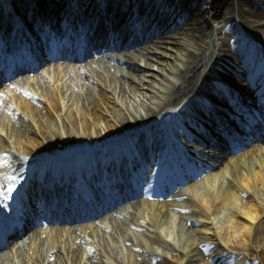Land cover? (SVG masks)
Returning <instances> with one entry per match:
<instances>
[{"label":"bare ground","instance_id":"obj_1","mask_svg":"<svg viewBox=\"0 0 264 264\" xmlns=\"http://www.w3.org/2000/svg\"><path fill=\"white\" fill-rule=\"evenodd\" d=\"M129 1L5 0L18 15L21 14L18 11L24 9L34 20L43 5H46L44 10L50 6L49 15L57 19L55 25L59 29L64 16L67 22L74 19L86 25L92 13L94 28L88 33L86 45L92 48L94 43L95 48L104 47L95 57L73 56L71 63L54 72L51 79L45 75L56 70L55 63L44 66L45 74H41V79L36 75L32 81L22 77L21 82H12L13 98L5 101V108H0V186L4 178L21 176L18 184L25 182L22 194L28 196L23 200L25 205L36 200L30 193L34 188H47L50 206L55 210L66 204L64 208L70 212L74 186L65 183L60 186V179L71 176L74 170L66 169L64 162L74 160L86 164V171L103 179L105 170L115 162L114 148L127 144L153 152L165 137L167 123H163L160 115L167 112L180 115L182 108L194 107L201 100L208 110L210 97L204 92L217 88L220 98L226 90L219 80L233 87L237 95H243V89H250V82L264 90V54L247 38L233 39L228 34V31L238 34V19L252 22L246 24L251 27L264 23L263 11L256 1L243 0L235 4L230 0H195L190 6L187 4L190 0H137V7ZM3 2L0 0V7ZM57 3L62 4L56 7ZM147 3L150 7L145 6ZM170 11L178 17L175 25ZM110 12L112 16L108 17ZM158 15V22L153 25ZM130 22L137 24L138 35L126 42L118 36L131 35L127 32ZM228 40L236 42L235 51L242 65V71L237 74L239 79L234 82L220 75L208 85L203 76L208 75L212 66L227 67V63L233 62L224 51L223 44ZM132 43L136 45L131 46ZM56 64L63 65L62 62ZM22 86L29 91L23 95L15 93ZM251 96L244 98L251 99ZM62 99L65 100L63 107ZM242 104L243 101L240 107ZM179 105L181 108H176ZM222 107L229 106L221 102L219 108ZM184 144L187 149L192 147L188 142ZM261 147L255 142L239 155H230L220 163L222 172L201 178L198 184L180 186L167 202L154 198L139 200L138 205H130L128 216H114L70 238L61 237L73 229L63 232L53 228L58 230L55 237L59 238L50 242H29L20 248L16 257L0 256V264H232L236 253L222 246L219 238L231 229H248L264 217V152L256 156ZM204 152L212 150L204 149ZM55 162H61L59 167H53ZM52 178L57 182L52 183ZM84 184L81 182L82 188ZM129 184L133 190L132 181ZM119 186L128 187L124 183ZM58 191L60 195H54ZM163 202L166 204L160 206ZM171 210L176 212L172 214ZM218 213L222 215L215 217ZM168 219L183 233L172 237L173 228L168 226ZM227 220L228 226H218L217 221ZM205 221L213 227L209 233L197 226ZM163 227L165 232L161 231ZM39 230L43 237H52L53 231ZM260 233L264 230L255 231L256 236ZM243 236L248 237L245 232ZM155 242L161 246L160 251L149 247ZM231 248L242 249L237 244Z\"/></svg>","mask_w":264,"mask_h":264},{"label":"rangeland","instance_id":"obj_2","mask_svg":"<svg viewBox=\"0 0 264 264\" xmlns=\"http://www.w3.org/2000/svg\"><path fill=\"white\" fill-rule=\"evenodd\" d=\"M136 1L137 0H130L129 3H135L137 5ZM194 1L195 0H190L187 2V4L190 6L192 4V6H193L194 4L192 2H194ZM231 1L234 2L235 4L236 3L238 4V3L242 2L243 0H230V2ZM254 1H256L257 4L262 5V7L264 8V0H254ZM148 4L149 3L145 4V6H148ZM149 6H150V4H149ZM137 9L138 8H136V11H137ZM169 13L171 14L172 17H175V13H172L171 11ZM261 19L264 21V11H263V16ZM177 20H178V17H175L174 25H175ZM243 23H244L243 19L242 20L238 19L237 24H238V27L240 29L242 28V30H243L242 34H244V37L248 38L249 40H255V39L259 40V42L261 44L260 50L262 51V53H264V27H263L264 24H262L263 28H246ZM240 33H241V31L239 32V34ZM228 34L231 37H235V35H233L231 33V31H228ZM242 34H240V35L242 36ZM220 45H221V43H220ZM223 45H224V51L229 54V56H230L231 60L234 62V64H236V65H238V67H240L241 66L239 63L240 57L233 50V44L230 42V40L226 41V44H223ZM140 65L142 66V63H140ZM231 66H234V65H231ZM54 67L57 69L60 68L59 66H57V64ZM54 72H56V70L51 71V74H49L50 79L52 78V75H54ZM32 74L33 73L29 74V78L31 81L36 78L35 76L37 75V73L35 74L34 77H31ZM27 76L28 75L25 74V75L18 76V77L14 78L10 81H7V82L1 81V83H0V108H2V107L5 108L4 107L5 101L10 99V98L11 99L13 98L12 93L14 91V88H11V86H13L12 82H14V83L17 81L21 82L22 77H27ZM38 79H40V77ZM203 79H205V77H203ZM19 84H21V83H19ZM25 86H22V89H20L19 91H18V89H16L15 93H17L18 95H23V94H25V91L28 92L29 90ZM253 86L255 87L257 85L253 84ZM80 89H81V87H79V90ZM257 92L258 91H256V93ZM263 92H260V93L263 94ZM259 97L262 100L264 99V95L260 96V94H258V98ZM36 102L38 103L39 100H36ZM60 102H61V105L63 107L65 105V100L62 99V100H60ZM0 138H2L1 135H0ZM60 163L61 162H58L57 164H60ZM64 164H68V165L70 164V165H73L74 167H78L76 165L77 163H73L72 161H71V163L64 162ZM14 180H15V178H12V177L11 178H5L4 183L7 182L8 187H6L4 189L10 188L11 184L9 182L12 183V181H14ZM171 212L173 214L176 211L171 210ZM220 214L221 213H218L214 216L220 217L222 215V214L221 215ZM214 216L211 217V219H214ZM171 222H172V220L168 219V226L173 228V233H171L170 235L172 237H176L177 234H182L183 231H181V230L179 231V226H177V225L175 226L174 222H173V225H171L170 224ZM217 222H218L217 223L218 226L222 225L223 227H226L229 224L228 220L225 221L224 223H219V221H217ZM186 225H188V224H186ZM197 226L200 227L202 230H204V229L207 230L208 233L213 230V227L207 221L199 222L197 224ZM164 228L165 227L161 228V231L165 232ZM170 230H172V229H169V231ZM256 230H259L260 232L264 230V217H262L261 220H259V221L253 222L252 227L249 226L248 229H244L243 227H240L236 231H233V229H231L229 233L226 232V235L224 237L219 238L220 244L222 246H224L226 249H229L230 251L236 253V256L233 259L232 264H264V233H260L258 236H256L255 235ZM244 232L247 233V235H248L247 238L245 236H243ZM179 236L181 237V235H179ZM236 244L239 245L242 249L241 250L236 249L235 251H234V249L232 250L231 246H234ZM149 247L150 248L153 247L157 251L161 250V246L156 242H155V244H151ZM15 250H16V253H18L19 249H15V248L13 250H6V252L9 253V252L13 251V254H14ZM170 254L175 255L176 253L173 251H170ZM10 264H14V263H10Z\"/></svg>","mask_w":264,"mask_h":264},{"label":"snow or ice","instance_id":"obj_3","mask_svg":"<svg viewBox=\"0 0 264 264\" xmlns=\"http://www.w3.org/2000/svg\"><path fill=\"white\" fill-rule=\"evenodd\" d=\"M8 191H11V189H8Z\"/></svg>","mask_w":264,"mask_h":264}]
</instances>
